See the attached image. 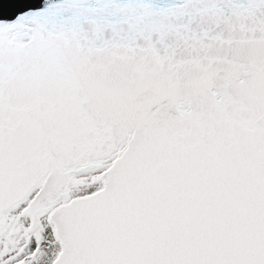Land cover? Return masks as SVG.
Masks as SVG:
<instances>
[{
    "label": "snow or ice",
    "instance_id": "1",
    "mask_svg": "<svg viewBox=\"0 0 264 264\" xmlns=\"http://www.w3.org/2000/svg\"><path fill=\"white\" fill-rule=\"evenodd\" d=\"M0 264H264V0H0Z\"/></svg>",
    "mask_w": 264,
    "mask_h": 264
}]
</instances>
